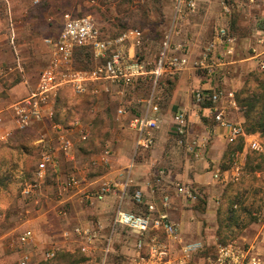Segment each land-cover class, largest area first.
<instances>
[{
	"label": "crops",
	"instance_id": "crops-1",
	"mask_svg": "<svg viewBox=\"0 0 264 264\" xmlns=\"http://www.w3.org/2000/svg\"><path fill=\"white\" fill-rule=\"evenodd\" d=\"M53 2L42 0L34 5L33 0H0V103L7 110L6 125L0 128L1 140H13L15 147L16 142L23 143L31 149L43 144L59 162L56 170L48 172L44 188L24 202L22 218L14 224L15 229L34 232L31 242L20 246L26 248L20 253L22 258L30 256L32 264H49L45 254L55 250L57 263L66 264L63 256H75L81 245V240L75 239L72 232L77 228L100 226L103 239L92 252L90 259L94 264L102 262L107 239L111 246L105 264H134L137 236L121 227L114 228L113 219L120 206L132 212L147 209L146 205L136 206L128 196L123 202L119 201L126 181L125 172L135 160L129 191L142 190L147 203H155L166 212L169 220L180 228L183 244L206 245L208 251L188 264H207V258L215 255L213 251L221 243L225 229V216L231 205L229 185L239 178L232 159L239 157L242 167L247 155L243 152L244 142L229 143V130L215 121L211 101L197 103L194 92L202 89L208 95L220 93L218 108L224 111L226 120L244 125L236 94L245 86L243 77L260 69L264 61V0H197V11L178 21L173 38L174 53L188 51V62L183 69L165 74L158 89L146 78L131 87L112 85L109 94L96 96L97 106L118 103L119 108L126 111L118 115L116 134L107 142V149L111 151L109 166L98 160L104 151L93 155L100 143L82 144L81 141L88 139L74 136L73 149L64 153L59 150L57 140L47 142L38 130L40 124L19 131L11 120L10 108L33 91L51 60L52 50L46 40L57 38L61 32L63 15L53 14ZM226 5L231 9L230 14L224 11ZM221 29L228 31L230 42L220 37ZM138 51L155 65V58L145 44ZM130 54L134 55L135 49H131ZM68 93L63 97L70 108ZM151 96L160 108V126L154 133L156 143L151 150L136 153L137 133L130 128V123L148 112L147 102ZM97 111L107 116V110L97 108ZM91 113H97L96 109ZM180 113L186 118L183 135L177 132L175 122ZM204 141L208 147L202 151L198 145ZM237 146L240 147L237 149ZM217 171L221 172L220 179L215 178ZM74 173L89 180L105 176L117 184V189L104 202L90 205L83 200L81 191L69 194L59 191L60 180ZM54 179L55 185L49 183ZM178 187L191 189L198 200L181 195ZM164 196L170 197L167 208H163ZM257 227L259 225L255 229ZM263 230L252 233L248 228L233 242L240 246L257 244L263 250ZM68 233L70 237H66ZM8 235L3 233L0 240ZM176 248L179 251L180 246ZM181 255L178 252L177 256ZM262 260L264 262L263 255Z\"/></svg>",
	"mask_w": 264,
	"mask_h": 264
},
{
	"label": "built area",
	"instance_id": "built-area-1",
	"mask_svg": "<svg viewBox=\"0 0 264 264\" xmlns=\"http://www.w3.org/2000/svg\"><path fill=\"white\" fill-rule=\"evenodd\" d=\"M41 1L33 0V3L39 5ZM173 2L175 9L174 28L166 34L154 66L139 55L138 50L142 49L144 45V32L142 30L129 29L115 37H109L103 34L98 22L91 16H74L71 13H65L60 34L55 39L46 40L47 45L51 47L52 56L42 71L37 86L26 98L10 108L11 120L16 129L24 131L35 124L49 121L57 134L59 150L69 153L74 147L70 131L80 134L83 140L89 139L91 132L89 128L84 126L81 119H75L71 129L56 121L57 103L62 92L71 90L77 95L93 94L97 96L101 93L109 94L112 85L131 87L146 78L152 82L154 88H157L165 74L179 72L183 69L188 62V51L182 54L174 53L173 38L178 21L197 11V0H173ZM224 11L226 14L231 13V9L227 5L224 6ZM262 22L264 25V18ZM219 35L229 42L231 41L226 29H221ZM81 49L90 50L92 60L95 63L92 68L81 69L76 67L75 55ZM131 49H135L134 55L130 54ZM259 67L264 70V61L260 63ZM194 94L199 104L208 99L211 101L215 121L229 130V143L243 140L245 155L251 151L264 152V135L261 133L247 134L243 124H233L226 120L224 111L218 108L221 101L220 93L208 95L202 89H197ZM147 104L148 112L130 123V128L137 133L136 153L141 150H151L155 146L154 133L160 126V108L154 104V96L150 97ZM6 111L0 103V127L6 125ZM118 113L123 115L126 111L119 109ZM175 122L178 125L177 132L183 135L186 126L184 114L176 115ZM10 136L9 133L8 137ZM44 142L42 141V143ZM207 147V141L198 145L202 151L207 150ZM110 156L111 151L106 150L98 160L102 165L109 166ZM241 164L238 157L235 165L237 166L236 171L239 173L242 170ZM58 167L59 162L55 159L53 152L44 151L35 173V180L26 184L22 190L23 200H31L39 193L47 180L48 172L56 170ZM134 167L135 160H132L125 172L126 181L119 201L123 202L128 196L136 206L146 205L147 209L143 212H132L120 206L113 219L114 228L121 227L137 236L134 264H188L193 258L208 251L206 245L202 243L183 244L180 228L169 220L166 212L161 211L155 203H147L142 190L129 191L131 173ZM220 177L221 172L217 171L215 178L220 179ZM58 188L62 194L81 191L83 200L93 205L97 202H104L109 195L115 193L117 184L105 176L89 180L82 178L78 173H74L60 180ZM178 192L193 201L198 200L191 189L178 187ZM169 201V196L163 197V208L168 207ZM100 229V226L98 228L86 227L77 228L72 232L75 239L81 240L79 248L84 255L91 256L98 247V243L103 239ZM66 237H70V234H66ZM33 238L34 232L27 229L19 237V244L25 246ZM105 246L101 264L106 263L110 253V239H107ZM176 246H180L179 251ZM215 249V255L207 258V264H264L262 256L252 245L247 248L234 242L220 243ZM178 252L182 254L180 257L177 256ZM57 255V251H49L45 254V260L47 262L53 261ZM30 262V256H24L19 264H30Z\"/></svg>",
	"mask_w": 264,
	"mask_h": 264
},
{
	"label": "rangeland",
	"instance_id": "rangeland-1",
	"mask_svg": "<svg viewBox=\"0 0 264 264\" xmlns=\"http://www.w3.org/2000/svg\"><path fill=\"white\" fill-rule=\"evenodd\" d=\"M53 6V14L71 13L74 16H91L98 22L103 34L109 37L129 29L142 30L144 44L150 50L155 61L158 59L166 34L174 28L173 0H54ZM139 55L141 58L147 59L145 54L139 52ZM94 64L90 50L77 54L75 59L77 68L89 69ZM243 80L246 83L243 91L238 92L239 100L242 101L253 93H263L264 70L258 69L251 72L245 75ZM158 87L159 85L157 89ZM67 93L69 94L70 108L66 106L65 96L63 97ZM98 103V98L93 94L77 95L71 90L62 92L57 103V122H61L66 128L71 129L69 126L71 127L74 120L81 119L84 126L91 132L90 138L87 141H81V143L101 144L98 151L93 152V155H100L102 151L109 150L107 142L116 134L114 130L119 122L118 115H120L118 103H109L107 107L97 106ZM238 104L240 107L243 106L239 102ZM97 108L107 110V116L103 117ZM261 108L259 106L257 111H261ZM95 109L97 113H91ZM0 128H4V126ZM38 130L47 139V142H51L52 139L57 140V134L53 132L51 122L41 123ZM70 134L72 139L74 136L81 139L78 133L70 131ZM15 144H17L16 147L13 140L3 142L0 134V237L3 236V233L9 234L4 240H0V264H19L22 260L20 253L25 247L20 248L23 245L19 244V237L26 229H15L16 225H14L16 222H20L22 210H24L22 206H24L25 200L22 197V190L26 184L35 180V173L41 162L42 154L49 148L43 144L32 149L29 145L23 146V143L16 142ZM239 147L237 146V148ZM237 160L238 157L235 156L232 162ZM49 183L55 185L57 181L54 179ZM229 191L231 194L230 207H233V211H227L225 216L227 218L226 225L222 231V238H220L222 244H229L237 240L248 228L252 233H257L264 228V152H248L238 181L230 183ZM220 218L224 221L222 216ZM256 225H259L258 229H255ZM11 244L14 245L11 246ZM244 246L249 248L250 245ZM255 248L259 254L261 253V256H264V245L263 250L259 249L257 244H255ZM14 253H17V256H14ZM90 258L92 257L90 256L88 259V256L78 248L75 264H94ZM53 261L49 264H52ZM32 263L31 261L30 264ZM101 263L100 260L97 264Z\"/></svg>",
	"mask_w": 264,
	"mask_h": 264
},
{
	"label": "trees",
	"instance_id": "trees-1",
	"mask_svg": "<svg viewBox=\"0 0 264 264\" xmlns=\"http://www.w3.org/2000/svg\"><path fill=\"white\" fill-rule=\"evenodd\" d=\"M85 50H88V49L78 50L75 55V59L79 52H84ZM262 88H263L262 94L253 93L251 96L244 98L242 101L239 100V96H238L239 93L236 94V101L239 102L241 105H243L241 109L244 115V119L246 121L244 124V127L248 134L261 133L262 135H264V83L262 84ZM244 93H245V90H244ZM259 106L262 107L261 111H257V108ZM57 120H58V117L56 118V121ZM241 149L242 147L240 148V150ZM229 210L233 211V207H230ZM56 260L54 259L52 264H55ZM63 262H66V264H75V256L72 254L71 255L66 254L63 256ZM56 264H61V263L59 261L57 263L56 261Z\"/></svg>",
	"mask_w": 264,
	"mask_h": 264
}]
</instances>
